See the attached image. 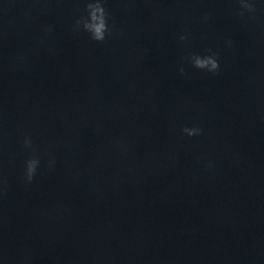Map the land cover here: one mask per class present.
Instances as JSON below:
<instances>
[{
  "label": "water",
  "instance_id": "obj_1",
  "mask_svg": "<svg viewBox=\"0 0 264 264\" xmlns=\"http://www.w3.org/2000/svg\"><path fill=\"white\" fill-rule=\"evenodd\" d=\"M104 7L97 43L84 0H0V264H264V0Z\"/></svg>",
  "mask_w": 264,
  "mask_h": 264
},
{
  "label": "clouds",
  "instance_id": "obj_2",
  "mask_svg": "<svg viewBox=\"0 0 264 264\" xmlns=\"http://www.w3.org/2000/svg\"><path fill=\"white\" fill-rule=\"evenodd\" d=\"M239 5L238 15L240 17L247 16L250 20L256 19V13L258 11L257 2L258 0H236ZM105 0H84V14L79 15L73 21L72 31L74 33H86L92 41L97 43H105L113 34V26L110 25V16L106 8L104 7ZM205 21L209 19V16L205 14L203 17ZM51 28L47 29L51 32ZM187 39L186 34H181L178 37L180 42H184ZM231 46L232 42H227ZM24 56H17V62L22 65L25 61ZM184 60L191 64L194 69L206 71L210 74L216 75L220 71L219 54L213 51L211 48L206 50V54L198 53H186ZM181 75H186L185 68L181 66L179 68ZM183 135L187 137H199L203 134V129L194 125L192 127L185 126L181 129ZM22 147L28 150L29 156L24 161L23 166V180L26 184H31L34 178L38 174V170L41 166L40 153L34 145L33 139L30 134H25ZM54 164V160L49 162L48 167ZM211 167V162L208 163ZM5 194L3 189H0V197Z\"/></svg>",
  "mask_w": 264,
  "mask_h": 264
}]
</instances>
